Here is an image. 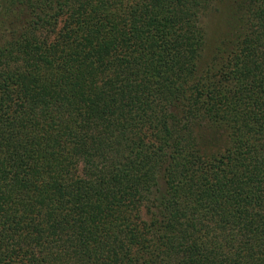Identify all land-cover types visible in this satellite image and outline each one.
I'll return each instance as SVG.
<instances>
[{
  "label": "trees",
  "instance_id": "trees-1",
  "mask_svg": "<svg viewBox=\"0 0 264 264\" xmlns=\"http://www.w3.org/2000/svg\"><path fill=\"white\" fill-rule=\"evenodd\" d=\"M218 1L0 0V264H264V0Z\"/></svg>",
  "mask_w": 264,
  "mask_h": 264
},
{
  "label": "rangeland",
  "instance_id": "rangeland-1",
  "mask_svg": "<svg viewBox=\"0 0 264 264\" xmlns=\"http://www.w3.org/2000/svg\"><path fill=\"white\" fill-rule=\"evenodd\" d=\"M229 2L230 0H219L216 3V5L220 7L219 11L213 14H211V12L205 15L203 23L205 31L208 32L206 34L207 40L211 38V42H213V40H217L221 37V35L227 32L226 10Z\"/></svg>",
  "mask_w": 264,
  "mask_h": 264
}]
</instances>
